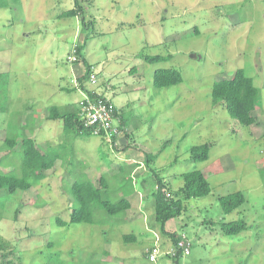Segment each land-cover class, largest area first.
<instances>
[{
	"label": "rangeland",
	"instance_id": "374dc122",
	"mask_svg": "<svg viewBox=\"0 0 264 264\" xmlns=\"http://www.w3.org/2000/svg\"><path fill=\"white\" fill-rule=\"evenodd\" d=\"M71 9L78 14L62 15ZM75 44H84L83 56L98 73L96 84L85 85L108 95L120 111L124 126L115 143L98 134H66L61 119L47 118L52 105L78 107L85 67L68 61ZM157 54L172 57L145 59ZM171 67L183 81L156 87L155 71ZM240 68L258 89L259 125L241 124L212 102L214 82ZM1 72L8 85L0 93L6 107L0 172L21 174L25 136L42 152L60 148L65 159L28 190H0V264H174L167 254L172 240L156 226L154 211L145 210L154 170L176 199L186 172L201 170L211 185L206 196L182 198V214L166 224L190 242L179 264H264V0H0ZM10 126L20 136L9 150L3 144ZM204 143L209 158L194 160L191 148ZM147 153L157 154L152 169ZM129 170L136 190L118 221L102 212L107 223L57 222L70 221V188L80 174L93 176L99 187L101 175L113 183ZM237 191L246 200L226 213L219 199ZM235 220L246 228L226 234L223 223ZM130 233L135 240L125 241ZM156 236L162 254L151 262Z\"/></svg>",
	"mask_w": 264,
	"mask_h": 264
},
{
	"label": "trees",
	"instance_id": "16d2710c",
	"mask_svg": "<svg viewBox=\"0 0 264 264\" xmlns=\"http://www.w3.org/2000/svg\"><path fill=\"white\" fill-rule=\"evenodd\" d=\"M79 12H83L82 6L78 4ZM78 11L71 9L64 12L63 16H76ZM88 38H86L87 40ZM76 45L75 61L71 62H83L85 72L78 78L80 86L87 89L85 80H89L92 72L95 71L94 66L89 63L83 56L84 44ZM73 45V46H75ZM70 55V54H69ZM172 55H147L145 59L148 62H160L171 59ZM7 74L0 73V93L6 94L7 90ZM183 81L182 73L176 68H159L154 73V85L158 88H164L171 85L179 84ZM4 94V95H5ZM212 102L213 104L222 103L229 112V114L237 119L244 125H259L260 120L254 111L258 109V89L254 84L252 77L248 76L243 68L236 70L234 75L229 78H222L214 82L212 86ZM6 107H0V111H5ZM119 111V110H118ZM120 118V124L122 123L120 111L118 113ZM48 119H61L63 121V128L66 134H74V136L80 135H92L94 134L91 129L86 128L80 116L78 114V108L73 110L62 109L58 105H52L48 108ZM22 128L21 125H19ZM14 126H10L7 129L6 137L4 139V148L13 149L18 144L19 133H14ZM16 131L17 128H16ZM105 140L110 142L104 134H100ZM117 137L113 136V140L110 143H115ZM21 153H22V172L18 174L15 170H9L0 172V190L6 189L7 193L13 194L18 190H28L34 186L38 181L43 180L46 177V170H50L55 166L57 160H64L60 148H50L47 152H42L36 143L35 138L32 136H25L21 139ZM210 145L204 143L201 145H195L191 148V156L196 161H205L209 158ZM157 154L147 153L146 163L150 169H152L151 163L155 161ZM124 165L120 166V171H125ZM156 177V183L154 187L150 188L148 197L144 199L148 200V205L145 206V210L151 208L155 213V224L160 230L161 234H167L172 240L174 247H177V252L174 255V264H179L180 258L184 255L181 248L178 247L179 241L184 237L178 235L177 232H170L166 229V224L172 218H175L182 214L184 210V201L182 198L200 197L206 196L211 192V185L201 170H193L186 172L183 175L184 185L179 189L178 196L172 195L166 190L169 189V183L165 178L157 171L153 172ZM80 178L76 179L70 188L74 207L71 211L70 221H65L58 218L57 222L62 226H67L72 223H91L102 224L107 223L108 220L102 217V212L116 217L118 221L121 217L126 215L127 211L131 208L132 204L129 196L136 190V179L131 175L129 170L120 181L110 182L107 174L101 175L99 178L100 186H96L93 181V176L87 174H80ZM118 177V176H117ZM104 190L108 196L104 195ZM140 190L141 187H140ZM180 193V194H179ZM221 205L226 213H230L233 210L240 207L245 202V196L243 192L237 191L228 195L220 197ZM144 207V205H143ZM223 229L226 234H238L246 228L244 220H235L223 223ZM125 241L135 240V234L130 233L124 235ZM46 264V263H43Z\"/></svg>",
	"mask_w": 264,
	"mask_h": 264
},
{
	"label": "built area",
	"instance_id": "2783aa9c",
	"mask_svg": "<svg viewBox=\"0 0 264 264\" xmlns=\"http://www.w3.org/2000/svg\"><path fill=\"white\" fill-rule=\"evenodd\" d=\"M76 45L73 47L72 53L68 55V59L75 61ZM98 81L96 73L92 72L89 78L91 84ZM79 89L80 86H78ZM82 89V96L78 101V114L80 120L86 128L91 129L94 134H104L107 139L112 142L113 136L118 137L121 134L120 118L118 116V108L112 102L108 95L99 90H93L90 86ZM183 239L179 241L178 247L182 249L184 255L190 254V242L183 234ZM160 238L156 236L153 244L148 250L147 257L149 261L156 262L162 254L160 249ZM177 247H172L167 254L175 255Z\"/></svg>",
	"mask_w": 264,
	"mask_h": 264
},
{
	"label": "crops",
	"instance_id": "0c3cea01",
	"mask_svg": "<svg viewBox=\"0 0 264 264\" xmlns=\"http://www.w3.org/2000/svg\"><path fill=\"white\" fill-rule=\"evenodd\" d=\"M139 194H141V192H139ZM131 201V200H130ZM131 204H132V202H131ZM132 207V206H131Z\"/></svg>",
	"mask_w": 264,
	"mask_h": 264
}]
</instances>
